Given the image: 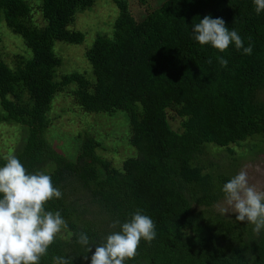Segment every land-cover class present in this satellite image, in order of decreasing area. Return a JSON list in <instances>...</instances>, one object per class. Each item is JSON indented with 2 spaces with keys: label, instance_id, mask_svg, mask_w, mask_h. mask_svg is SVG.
<instances>
[{
  "label": "trees",
  "instance_id": "1",
  "mask_svg": "<svg viewBox=\"0 0 264 264\" xmlns=\"http://www.w3.org/2000/svg\"><path fill=\"white\" fill-rule=\"evenodd\" d=\"M94 1L38 0L37 24L26 0H0V19L30 52L12 66L0 58V123L20 129L9 154L27 172L50 175L63 194L44 208L61 213L66 235L57 234L39 264H53L55 256L91 264L97 244L120 230L110 225L128 222L137 210L153 220L157 235L150 244L141 240L125 264H264V230L256 234L237 214L213 208L231 168L222 172L203 161L209 145L230 152L246 141L250 151H264V12H255L253 0H160L135 20L126 0H111V35H96L84 51L93 79L56 74L61 60L53 42L81 43L82 33L67 26ZM205 16L223 19L245 47L251 43L252 54L234 43L219 52L195 41L194 24ZM65 90L86 113L121 111L134 153L119 168L98 153L101 143L88 132L76 135L68 157L46 138L53 97ZM167 108L179 116V131L169 125ZM9 154L0 155V167ZM81 232L93 242L89 252L77 243Z\"/></svg>",
  "mask_w": 264,
  "mask_h": 264
},
{
  "label": "clouds",
  "instance_id": "2",
  "mask_svg": "<svg viewBox=\"0 0 264 264\" xmlns=\"http://www.w3.org/2000/svg\"><path fill=\"white\" fill-rule=\"evenodd\" d=\"M257 14L264 12V0H253ZM193 39L200 45H211L224 52L234 43L243 54L251 55V43L247 47L236 30L225 27L221 18L205 16L194 24ZM211 59L207 63H211ZM221 67L228 61L218 57ZM6 163L0 167V264H39L57 234L65 228L66 222L59 211H46L44 205L51 199L62 198V192L53 186L51 176L43 172L29 173L21 161L12 154L4 157ZM225 206L222 214L236 213V221L252 225L253 232L264 230V191L250 185L248 174L242 170L223 185ZM120 230L109 234L97 244L91 256V264H125L133 259L141 240L151 243L156 238L153 220L137 210L128 222L122 225L114 221L110 227ZM77 243L85 252L91 251L88 235L78 234ZM70 257H53V264H70ZM87 259V256H85Z\"/></svg>",
  "mask_w": 264,
  "mask_h": 264
},
{
  "label": "rangeland",
  "instance_id": "3",
  "mask_svg": "<svg viewBox=\"0 0 264 264\" xmlns=\"http://www.w3.org/2000/svg\"><path fill=\"white\" fill-rule=\"evenodd\" d=\"M31 7V15L34 22L41 23L38 11V0H26ZM160 0H148L141 4L138 0H126L128 10L135 20H139L146 13L149 6ZM117 14L116 6L111 0H95L94 3L84 10L76 11L72 22L67 26L70 30L79 31L83 39L79 44H70L54 41L52 50L61 60L56 68V74H66L72 71L81 73L85 78H91V70L84 57V51L91 45L96 35H111L112 23ZM30 56L29 50L24 46L21 38L13 34L0 19V58L9 66L14 64L16 57ZM93 79V77H92ZM73 88V86H71ZM264 95V92H263ZM116 111L115 116H105L98 113H86L82 111L72 99L69 91L65 90L53 97L51 110L48 113L50 124L45 135L49 142L66 157L73 155L77 146V134L88 132L101 143L98 153L110 159L113 165L120 167L121 160L127 155L134 153L125 139L126 126L120 114ZM47 115V114H46ZM166 117L172 129L179 131V116L174 109H166ZM19 127L14 124L0 123V155L9 154L15 148L19 138ZM125 133V134H124ZM256 142V141H255ZM246 141L240 145L230 147L231 151H217L209 145V153L203 156L204 163H211L216 169L225 171L229 169L233 177L244 170L248 174L250 185L257 190L264 191V151H250ZM259 143V141L257 142ZM231 159H233L231 161ZM225 196L219 198L213 208L220 212L225 206ZM221 213V212H220ZM222 214V213H221ZM230 217L236 215L233 212L222 214ZM58 235H66L62 229Z\"/></svg>",
  "mask_w": 264,
  "mask_h": 264
}]
</instances>
